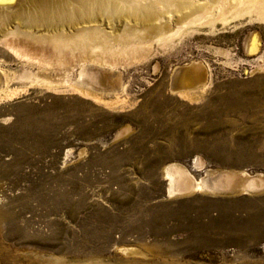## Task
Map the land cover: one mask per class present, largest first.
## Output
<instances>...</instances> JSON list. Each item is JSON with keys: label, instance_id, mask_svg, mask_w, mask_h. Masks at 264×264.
Here are the masks:
<instances>
[{"label": "rangeland", "instance_id": "1", "mask_svg": "<svg viewBox=\"0 0 264 264\" xmlns=\"http://www.w3.org/2000/svg\"><path fill=\"white\" fill-rule=\"evenodd\" d=\"M2 2L0 264H264V16L172 7L121 41L144 25L105 13L81 44Z\"/></svg>", "mask_w": 264, "mask_h": 264}, {"label": "bare ground", "instance_id": "2", "mask_svg": "<svg viewBox=\"0 0 264 264\" xmlns=\"http://www.w3.org/2000/svg\"><path fill=\"white\" fill-rule=\"evenodd\" d=\"M0 1L2 2V0ZM50 1L30 0V2L28 3L29 6L17 9L12 14V17H14V19L19 18L21 21L25 22L26 26L30 29L36 27H44L45 30L46 28L57 29V32H55V34H49V36H46L47 38H58L65 40L76 39L77 41H80L81 44L85 39L91 40L94 44L97 42L99 43V41H101L103 38H109V36L104 32L103 28L100 25H97V21L99 20V16L101 14H109L110 18H113L114 20L116 19L119 22L132 21L144 25L143 28H141L142 26L138 28L139 26L135 27L133 25L135 23L132 24L131 22L132 25L129 26L126 31H123L122 34L118 35V37H116V40H139L141 39L140 35L142 34V32H145L143 33L144 35H148L157 31L160 32L161 35L158 37V40H166L167 35L163 32L171 22V19H169V17L168 20H164V18L165 15L170 12V9L172 7H175L178 11L182 13H185V11L189 9L196 11L198 10L199 12L202 11L203 14L201 12L200 17L193 19L194 21L198 22L204 21L213 16V14L216 13V11H214V7L216 5L214 4L217 3V0H208L207 2L202 3H197L199 0H195L196 3L194 2V0H60V2L59 0L57 2ZM219 1H222V3L226 1V6L223 5L219 10L220 16L226 15L228 14V12H232L236 16H241L243 14V10L246 8L252 9L260 13L261 16H264V0ZM223 4H225V2ZM2 7L3 6L0 5V28L2 27L3 29H8V16H10L11 11L9 10V7H6L7 9ZM66 26L77 28L75 31H70L69 33L68 30L67 32L65 31ZM20 31L21 30H19V28L16 30L14 29L12 31H9V35L4 41V43L10 49L18 53L22 51V47L20 45H16L14 40L18 37L19 34H21ZM25 34H31V31L25 32ZM255 42V40L251 39L248 42L247 48L251 50L255 46ZM183 73L187 74L181 75V78L187 82H193L194 80L199 78V75L193 69H188L187 71H183ZM188 91H190V89H188ZM190 94L188 92L187 96H189ZM166 178L170 181L169 190H171L172 187L174 188V183L177 180L175 174L169 168L166 171ZM206 186L208 185L205 182H201L199 184L200 189L205 190ZM229 186L230 184H228V187Z\"/></svg>", "mask_w": 264, "mask_h": 264}]
</instances>
